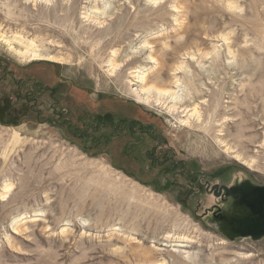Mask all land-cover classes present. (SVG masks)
Instances as JSON below:
<instances>
[{"label":"rangeland","instance_id":"374dc122","mask_svg":"<svg viewBox=\"0 0 264 264\" xmlns=\"http://www.w3.org/2000/svg\"><path fill=\"white\" fill-rule=\"evenodd\" d=\"M3 35L64 62L0 42V264H264V0H0Z\"/></svg>","mask_w":264,"mask_h":264},{"label":"bare ground","instance_id":"6f19581e","mask_svg":"<svg viewBox=\"0 0 264 264\" xmlns=\"http://www.w3.org/2000/svg\"><path fill=\"white\" fill-rule=\"evenodd\" d=\"M22 40H21V42H18L19 39H18V41H16V40H6L4 35L0 36V42L1 43L5 42L4 44H6L9 47V50H11L14 54H16L15 56H18L21 60H23L25 62L31 63V62H42V61L44 62L45 61V62H51V63H57V64H62L64 62V60L62 58L53 56V55L48 54V53H44V52H42L41 50H39L38 48H36L34 46H26V45H24L23 44L24 42H22ZM131 75H132V79L135 80V83L131 84V85L132 86H134V85L138 86L136 89H133V92H134V94L136 95V97L138 98V100L141 103H144L146 105V104H149L150 102H152L153 99L156 98L157 96H160V97L164 96L165 98L168 97L171 100L170 102L173 104V106L170 107L171 110H177V108L179 106H182V104L180 102L182 95L180 96L179 93H177V92L176 93H171L169 91L168 92H164V91H160V90H155L153 88H148L147 87V76H146V74L142 73L141 71H133L131 73ZM154 96H156V97H154ZM182 98H183V96H182ZM160 99L158 98L157 102ZM162 102H163V100H162ZM166 103H169V102L165 101V105H166ZM188 108L189 107H186L184 109V113H186L184 118H186V120L181 121L183 124H186V125L190 124L191 118L195 117L197 115V112H198L196 107L192 108V110H189ZM225 147L227 148V150H230V148L227 145ZM237 157H239V156H237ZM243 161H245V160H243Z\"/></svg>","mask_w":264,"mask_h":264},{"label":"water","instance_id":"95a60500","mask_svg":"<svg viewBox=\"0 0 264 264\" xmlns=\"http://www.w3.org/2000/svg\"><path fill=\"white\" fill-rule=\"evenodd\" d=\"M226 190H227L228 193H230L229 192L230 189L227 188ZM246 194L251 199L257 198L256 199V203L258 201H262V203L264 204V194H263L262 190L261 191H255V193L246 192ZM256 203L253 202V203H250V204H252L251 206H253L255 208L254 212L256 213V216L259 218V220L261 222H263L262 224L264 225V205H262V204L257 205Z\"/></svg>","mask_w":264,"mask_h":264}]
</instances>
